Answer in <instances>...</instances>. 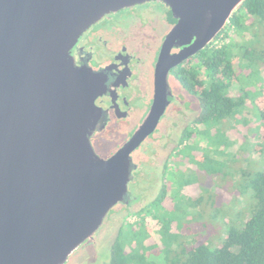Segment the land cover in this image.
Masks as SVG:
<instances>
[{
    "label": "water",
    "instance_id": "1",
    "mask_svg": "<svg viewBox=\"0 0 264 264\" xmlns=\"http://www.w3.org/2000/svg\"><path fill=\"white\" fill-rule=\"evenodd\" d=\"M147 1L0 0V264H68L113 207L131 203L132 152L172 101L169 70L210 45L245 0H158L178 22L158 60L153 105L104 158L92 137L105 76L77 65L74 49L104 15Z\"/></svg>",
    "mask_w": 264,
    "mask_h": 264
},
{
    "label": "rangeland",
    "instance_id": "2",
    "mask_svg": "<svg viewBox=\"0 0 264 264\" xmlns=\"http://www.w3.org/2000/svg\"><path fill=\"white\" fill-rule=\"evenodd\" d=\"M142 10L138 7L133 12ZM238 14L241 22L230 21L215 43L227 45L234 68L227 90L237 102L232 115L190 124L185 140V133L175 132L178 146L169 155L163 174L148 178L146 192L131 208L122 203L113 207L95 241L84 244L68 264L108 263L121 230L128 252L144 249L152 260L172 259L181 248L189 250L197 243L220 245L229 220L247 217L234 213L248 206L243 175L264 170V120L255 107V100L264 95V21L249 18L242 10ZM188 115L194 118L196 112ZM133 184H129L130 191ZM163 186L165 201L157 205L152 201Z\"/></svg>",
    "mask_w": 264,
    "mask_h": 264
},
{
    "label": "flooded vegetation",
    "instance_id": "3",
    "mask_svg": "<svg viewBox=\"0 0 264 264\" xmlns=\"http://www.w3.org/2000/svg\"><path fill=\"white\" fill-rule=\"evenodd\" d=\"M138 7L143 10L133 12ZM177 22L164 2L147 1L104 15L75 46L76 64L90 66L105 76L106 90L96 100L102 114L92 137L93 146L102 157L109 158L121 148L149 113L155 97L158 60L166 36ZM219 38L220 34L210 45L169 70L172 101L156 130L132 152L134 179L130 183H134L131 191L134 197L129 205L122 203L128 208L146 192L149 177L163 174L169 155L178 146L174 133L190 131V124L200 113L199 96L183 86L178 69L185 68L190 73L198 69L202 57L207 58ZM179 51L177 47L171 49L172 54ZM201 67L203 76L206 67ZM193 112L196 118H189L188 113Z\"/></svg>",
    "mask_w": 264,
    "mask_h": 264
},
{
    "label": "trees",
    "instance_id": "4",
    "mask_svg": "<svg viewBox=\"0 0 264 264\" xmlns=\"http://www.w3.org/2000/svg\"><path fill=\"white\" fill-rule=\"evenodd\" d=\"M241 10L249 18L257 17L264 21V0H245L234 13L231 22H241L242 18L238 14ZM207 55V58L202 57L199 68H195L192 73L185 68L178 69V77L183 86L199 96L197 124L227 119L237 105L227 93L232 83L231 76L234 75L233 64L227 56V45L210 48ZM201 66L206 67V80L205 75L201 76ZM255 107L264 120V95L255 100ZM189 132L185 133L183 140ZM243 179L245 193L249 194L243 195L248 206L234 214L239 218L244 215L247 217L239 221L229 220L227 234L222 237L220 245L211 247L208 242H202L194 244L189 250L180 247L179 255L157 261L149 258L148 251L144 249L128 252L121 242V230L113 246L111 259L106 264H264V170L243 175ZM166 190L163 186L152 202L163 205Z\"/></svg>",
    "mask_w": 264,
    "mask_h": 264
}]
</instances>
